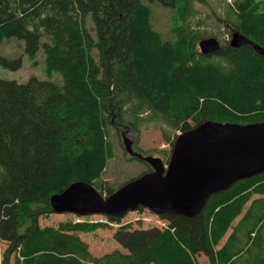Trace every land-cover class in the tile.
Segmentation results:
<instances>
[{
    "label": "trees",
    "instance_id": "16d2710c",
    "mask_svg": "<svg viewBox=\"0 0 264 264\" xmlns=\"http://www.w3.org/2000/svg\"><path fill=\"white\" fill-rule=\"evenodd\" d=\"M148 1L169 8L182 2L186 11L193 2ZM235 6L231 23L237 30L230 34L240 31L264 47V0H235ZM150 15L142 0H0V44L15 37L25 41L29 55L43 48L47 75L59 73L63 81L0 78V241L8 242L4 264L12 253L13 264H198L195 257L202 250L211 264H232L251 237L253 243L264 241V173L211 195L196 217L162 215L170 229L118 228L114 239L127 253L117 249L94 256L77 234L108 227L105 222L73 220L40 227L39 217L54 212L53 194L76 181L94 185L100 178L108 158L107 125L138 132L132 118L147 113L181 132L204 120L247 124L264 119L263 56L251 47L235 49L220 41L219 51L202 54L199 41L214 36L197 32L178 43L162 42ZM88 17L96 41L85 26ZM44 37L49 41L42 42ZM93 48L99 50V61ZM0 64L19 69L22 58L0 54ZM191 116L196 123L190 126L186 120ZM145 165L149 169L143 173L152 171ZM94 186L105 197L116 190ZM257 194L262 197L251 202L227 242L216 249ZM242 225L248 236L239 232ZM250 264L264 262L253 259Z\"/></svg>",
    "mask_w": 264,
    "mask_h": 264
},
{
    "label": "water",
    "instance_id": "95a60500",
    "mask_svg": "<svg viewBox=\"0 0 264 264\" xmlns=\"http://www.w3.org/2000/svg\"><path fill=\"white\" fill-rule=\"evenodd\" d=\"M229 44L235 49L251 47L264 57V47L240 31L233 32ZM198 46L205 55L220 50L215 37L200 40ZM122 140L126 152L150 165L152 171L126 182L107 197L93 184L76 181L50 197L54 212L123 218L144 207L159 215L196 217L211 195L264 173V121L204 120L177 136L167 165L160 157L134 149L136 137L130 127L122 132Z\"/></svg>",
    "mask_w": 264,
    "mask_h": 264
},
{
    "label": "rangeland",
    "instance_id": "374dc122",
    "mask_svg": "<svg viewBox=\"0 0 264 264\" xmlns=\"http://www.w3.org/2000/svg\"><path fill=\"white\" fill-rule=\"evenodd\" d=\"M142 3L150 9L151 26L159 33L162 42L171 44L178 43L184 35H195L197 32L209 36L213 35L217 37L222 44H226L231 40V29L234 28V30H237L231 23L235 19V12L237 13L235 0H232V2H230V0H193L191 8H189L188 11L183 8L184 4L182 2L178 3L177 6L173 8H169L158 2L150 3L148 0H142ZM85 26L91 37L96 41V27L92 18L88 17L86 19ZM46 41H49L48 37L42 39V42ZM197 51H200L199 46H197ZM0 54L12 60L19 57L22 58V64L19 69L6 68L0 64V78L2 79L25 83L31 76H36L40 80H49L58 84L63 83L61 74L54 73L52 76L47 75L45 64L46 55L43 48L36 54L29 55L25 49V41L11 37L5 38L0 44ZM92 54L97 61L100 60L98 48H93ZM193 116L189 117V120H186V123L190 126L196 123L193 120ZM132 121L139 129L138 132L135 131L137 141L134 143V148L144 155L160 157L167 165L173 147L171 141H174L176 139L175 137H177L181 131L170 129L166 124L162 123V118L149 113L139 118H132ZM261 121H264V119L258 122ZM123 131V128L117 130L116 126L107 125L105 132L108 146L106 151V155L108 154L106 167L100 178L94 181V185L98 187L101 186L103 189L108 187L117 189L149 169V167L145 165V162L132 159L133 157L126 152L122 140ZM254 197L255 196H253V198ZM243 214L244 211L233 222L232 228L227 231L224 238L221 239L219 247L216 249H221L224 246L233 232V227L239 223ZM73 220H100L107 223L108 227H98L92 229V231L77 233L80 238L89 245L90 252L97 257L117 249L124 253L128 252V250L123 248L114 239L113 235L118 228L124 225L128 224L134 229L155 227L162 230L170 225L167 219L163 218L162 222L160 216L144 207L139 208L137 211L129 212L124 218L118 221H109V218L106 216H78L71 213L56 212L41 215L38 221L40 227H58L62 222H72ZM160 225L163 226L158 227ZM244 228L245 225H242L239 232L241 233ZM243 235L248 236L247 230H243ZM244 236L243 241H247L248 238ZM260 236L264 238V229L260 232ZM250 240V243L246 246L245 244H242L243 247L240 246L242 251L236 256L232 264H250L253 259H255V262L259 260L264 262V241L256 240L255 243H253V237H251ZM233 243L236 244V241ZM7 247L8 242L1 240L0 264H4V252ZM195 260L198 264H211L209 254L203 250L196 254ZM8 262L9 264L14 263V253L9 257Z\"/></svg>",
    "mask_w": 264,
    "mask_h": 264
},
{
    "label": "crops",
    "instance_id": "0c3cea01",
    "mask_svg": "<svg viewBox=\"0 0 264 264\" xmlns=\"http://www.w3.org/2000/svg\"><path fill=\"white\" fill-rule=\"evenodd\" d=\"M255 197L254 198H252L246 205H245V207H244V209H243V211L245 212V211H247V209L249 208V206H250V204H251V202L254 200V199H258V198H261L262 196H260V195H254Z\"/></svg>",
    "mask_w": 264,
    "mask_h": 264
},
{
    "label": "bare ground",
    "instance_id": "6f19581e",
    "mask_svg": "<svg viewBox=\"0 0 264 264\" xmlns=\"http://www.w3.org/2000/svg\"><path fill=\"white\" fill-rule=\"evenodd\" d=\"M260 118V117H259ZM213 119V118H212Z\"/></svg>",
    "mask_w": 264,
    "mask_h": 264
},
{
    "label": "built area",
    "instance_id": "2783aa9c",
    "mask_svg": "<svg viewBox=\"0 0 264 264\" xmlns=\"http://www.w3.org/2000/svg\"><path fill=\"white\" fill-rule=\"evenodd\" d=\"M161 226H163V225H161Z\"/></svg>",
    "mask_w": 264,
    "mask_h": 264
}]
</instances>
